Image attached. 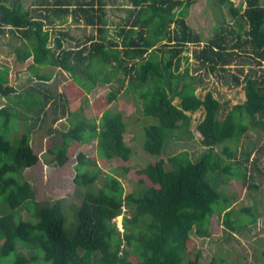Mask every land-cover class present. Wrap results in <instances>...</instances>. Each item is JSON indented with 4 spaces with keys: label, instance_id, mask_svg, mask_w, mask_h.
<instances>
[{
    "label": "trees",
    "instance_id": "16d2710c",
    "mask_svg": "<svg viewBox=\"0 0 264 264\" xmlns=\"http://www.w3.org/2000/svg\"><path fill=\"white\" fill-rule=\"evenodd\" d=\"M129 1L132 8L126 23L119 25L117 35L108 39L104 0H78L76 5L57 0V8L69 11L74 6L76 9L72 11L83 13L86 23L95 25L100 36L90 37L81 47L66 48L62 37L53 35L46 19L33 13L22 0H0V32L7 30L16 39L17 61L26 63L32 58L28 69L39 82L47 83L51 78L48 71L41 72L44 66L60 68L72 77L61 93H52L53 88L46 86L45 101L38 94H31L36 99H30L27 93L14 98L11 94L17 90L11 85V67L0 65V95L9 96L25 108L17 110L8 104L0 107V197L10 208L9 212L0 214V256L14 253L12 264H225L222 256L202 262L201 253L193 244L194 234L211 236V217L217 204L229 230L241 232L259 219V213L251 206L235 210L232 198L207 176L213 172L219 180L222 172L233 175L231 162H235L245 166L243 173L239 172V179L247 181L249 159L256 148L252 132L264 131V74L246 75L243 79L246 99L232 105L221 117L223 102L211 90L199 95L197 89L203 81L190 72L189 44L202 42L200 34L187 20L196 0ZM245 2L243 8L236 6L233 0L214 1L224 22L222 10L226 6L229 13L241 18L248 28L242 32L243 24L238 31L222 27L223 31L237 37L232 50L219 33L192 51V56L211 70H226L237 54L236 48L241 46L247 47L248 54L264 60V1ZM183 63L187 65L181 69ZM105 64L113 69L109 67L104 71L101 65ZM114 69L128 78L126 91L140 101L142 119L150 116L156 119L154 123L143 124V148L158 158L137 169L143 176L140 178L142 186L128 193L112 163L115 158L129 160L134 151L127 143L123 111L108 107L118 98L119 91L106 94V103L98 108L97 116L89 118L85 113L90 92L99 83L108 84L118 77ZM74 83L78 85L77 91L72 90L68 96ZM55 94L60 99L85 97L72 112L69 128L50 129V136L58 132L60 136H54L46 149L55 166H63L76 157L74 182L87 190L74 211L76 221L70 230L66 226L64 199L38 200L34 182L26 176V170L40 162L27 130L28 122L35 119L33 124L46 127L50 116L47 105L54 102ZM176 97L178 103L174 102ZM99 98L101 96L97 100ZM23 102L28 105L24 106ZM62 108L57 105L51 113L63 114L66 108ZM197 111L201 112L197 131L206 149L196 159L188 149L164 155L166 141L172 137L168 131L176 130L182 139L193 138L190 125ZM13 114L27 122L17 144L9 136ZM52 117L53 124L60 118ZM245 137L253 139V145L248 147ZM229 138L246 145L243 159L234 160L237 150L228 146L216 152L215 147ZM94 140L97 155L76 151ZM261 149L264 150V145ZM104 166L110 170L105 172L106 179L98 190L90 189L100 179ZM144 177L148 180L146 184H143ZM221 181L224 183V179ZM222 199L225 201L221 202ZM124 205L128 209L123 218L124 231H121L112 220L122 213ZM22 208L33 213L37 221L16 216ZM194 249L197 252L192 257L190 251Z\"/></svg>",
    "mask_w": 264,
    "mask_h": 264
},
{
    "label": "rangeland",
    "instance_id": "374dc122",
    "mask_svg": "<svg viewBox=\"0 0 264 264\" xmlns=\"http://www.w3.org/2000/svg\"><path fill=\"white\" fill-rule=\"evenodd\" d=\"M12 1L13 0H11V2ZM22 1L27 8L33 11V13L46 19V23L48 24L47 26L51 29L53 35L62 37L63 44L66 48L81 47L89 41L90 37H100L97 27L95 25L87 24L83 13L80 11H72L73 9H76L74 6L69 8L71 10L65 11L64 8H57V5H59L56 2L57 0ZM61 1L66 4L72 3V5H76L78 2V0ZM214 1L215 0H196L190 9L189 16L187 17L188 23L198 34H200L202 42L200 45L194 43L189 44V67L190 72L198 75L203 81L197 89L199 95L203 96L208 90H211L214 92V95L223 102L224 108L221 115V117H223L228 108L238 102H243L246 99V92L243 83L244 77L248 74H264V60L261 61L259 58L248 54L245 50L247 49L246 46L236 48L237 54L234 55L230 64L226 66V70L221 68L211 70L208 65L203 64L192 56L193 50L199 49L203 45L207 44L219 33L223 34L225 38V45L229 47V50H232L231 48L236 42L237 37L235 34L223 31L222 27L229 29L232 27L238 31L240 29V24H243L242 32L248 28V24L242 23L243 21L241 18H234L229 13L226 6H224L222 10L223 17L225 19L224 22L221 18V12L214 4ZM233 1L235 2V5L239 7L243 6L244 8L246 5L245 0ZM263 1L264 0H262V2ZM104 2L106 11L105 19L107 20L106 29H108L107 37L110 39L111 37L117 35L119 25H124L126 23L129 16L128 11L132 8V4L129 0H104ZM244 37H246V35H244ZM16 42V39L9 31L6 30L4 32H0V65H10L11 85H13L17 90L11 94L12 97L17 98L18 94L22 95L27 93L30 94V99H36V97L31 94H38V96L45 101L43 91L46 89V86L53 88V91H51L52 93H61V90L63 91L64 88L67 89L66 86L69 84L68 81L71 78V75L67 71L61 70L57 67H42L41 72L48 71L52 81L48 83L39 82L33 75L32 71L28 69V65L32 63V58L27 60L26 63H20L15 58L14 44H16ZM186 65L187 63H183L181 69H184ZM109 67L113 69L110 65H101V69L104 71ZM114 71L118 72L117 78L108 84L99 83L97 89L90 92L88 95L89 106L86 108L85 113L89 118L97 116L98 108L106 103V94L109 91H119L118 98L112 103H109L108 107L113 110L123 111L124 118L127 123V143L133 147L134 151L129 160L126 161L122 158H115L112 163L113 169L123 182L125 192L128 193L133 189L142 186L140 178H143V176L137 172V169L141 166H146L149 162L156 161V158H158L156 155L149 154L143 148V142L145 139L144 129L142 128L143 124L154 123L156 122V119L152 116L142 119L143 112L140 101H136L130 93L126 91L128 78L125 77L120 70L114 69ZM119 78L122 82H120ZM237 78L240 79L239 82L236 80ZM74 85L75 86H71V89H69L70 91L68 96H71L72 90L76 89L74 93L77 91L76 86L78 85L75 83ZM100 96L101 98L97 100ZM5 97L8 101L2 103L0 100V107L2 104H8L17 110L25 109H23L21 105H17L16 102L9 99V96ZM54 97V102L50 104L48 103L47 105L48 114L50 116L48 115L49 120L46 127H41L39 124H33L34 122L32 123V121L35 120L33 119L34 117H31L33 120L28 122L30 128L27 130H29L30 133L31 131H34V133L37 134V143L35 145L39 151L51 145L54 136H60L59 132L55 133L54 136L47 135L50 134L51 128L53 131H56L57 129H67L71 126L69 119L72 117V112L75 111L79 107L80 103L82 104L85 99V97L81 95L76 98L72 96V99L65 97L60 99L57 94H55ZM174 102L178 103L179 98L176 97ZM23 105L27 106L28 104L23 102ZM57 105H59L60 108L65 107L67 111L65 109L66 118H64L62 122H59V125L54 127L51 119L55 113H51V111ZM26 112L33 113V111L30 112L28 110ZM200 113V111L194 113V119L190 125V131L193 134V138L188 140L179 138V133H177L176 130L167 132L168 135L171 133L172 137H169L166 141L163 150L164 155H171L183 149H188L191 152L193 159H196L199 157L201 152L206 149V147L202 144L201 136L197 131V124L199 122L198 116ZM11 122L9 136L12 138L13 143L17 144L21 132L20 130H25L27 122H23L21 117L20 121H18V117H16L13 118ZM18 122L20 125L17 128ZM252 134L254 136V140L256 141V148L251 152L252 154L248 163L249 176L245 183L241 178L239 179V172L241 173L242 168H245V166L238 165L235 162H231L234 169L233 175L222 172L221 176H219L220 179L217 180L215 173L210 172L207 178L212 182V184L215 185L219 183L218 186L221 185L219 189L221 191L223 190L224 193L227 194V197L229 196L232 198V206L235 210H239L244 206H251L259 213V219L256 224L245 228L241 232L229 230L224 224L223 214L218 212L220 207L219 204H217V210L211 217V236L198 237L193 233V237L195 239L193 244H195L197 249H199L201 253L200 260L202 262H209L214 256H222L225 259V264H264V150L261 149V146L264 145V131H262L261 134L253 131ZM45 135L49 136L46 141L47 143L42 140L45 139ZM260 138L261 140L258 141ZM245 140H247L248 147L253 145V139H249V137L246 139L245 137ZM225 146L230 147L232 150H237L234 160L244 158L243 152L246 145L243 144L242 141H236L231 138L226 139L224 142L215 147L216 152H221ZM76 151L86 152L89 156L97 155V141L94 140L92 142L84 143L82 146L77 148ZM44 153L46 165L40 161L35 166L26 170V176L34 182V189H36V198L38 200H55L58 198L64 199L66 226L70 230L76 221L74 211L76 212L77 205L84 198L85 192H87L86 187H79L74 182L77 158L72 157L63 166H55L50 162L51 155L49 152L46 151ZM255 159H257L256 162L254 161ZM107 170L110 171L109 168L104 166L100 179L95 183V185L91 186L90 189L98 190V188L101 187L102 182L106 179L105 172ZM222 179H224V183H222ZM144 180L146 181H144L143 184H146L148 182L147 178L144 177ZM254 183L259 186H252ZM0 201L2 202L1 197ZM224 201V199L221 200V202ZM2 204L3 207L2 209L0 208V214L9 212L10 208L8 205L3 202ZM127 209V205H124L122 207L121 217H115L112 220L121 231H124L123 218L127 213ZM16 214V216H19L20 218L22 217L23 219L33 222L37 221L36 216L33 215V213L31 214L28 212L26 208H22L19 212L17 211ZM197 249L190 251V255L192 257L195 256ZM14 256V253L7 257L0 256V264H12Z\"/></svg>",
    "mask_w": 264,
    "mask_h": 264
},
{
    "label": "crops",
    "instance_id": "0c3cea01",
    "mask_svg": "<svg viewBox=\"0 0 264 264\" xmlns=\"http://www.w3.org/2000/svg\"><path fill=\"white\" fill-rule=\"evenodd\" d=\"M52 81V79L50 78V80H48L47 81V83L48 82H51ZM69 81H72V77L69 79ZM68 81V82H69ZM98 86V85H97ZM97 86H96V88H94L92 91H94L95 89H97ZM61 92H62V90H61ZM10 99V98H9ZM0 100H1V102L2 103H5V102H7L8 100L6 99V97L5 96H2L1 95V97H0ZM2 105H4V104H2ZM18 105V104H17ZM66 111H67V109H66ZM66 111H64V113L63 114H55V116H59L60 118L58 119V120H56L55 122H54V127L55 126H57V125H59L58 123L59 122H62V120H64V118H66ZM14 116V118H16L17 117V114H13ZM18 117H20V116H18ZM22 118V117H21ZM22 121L24 122V119L22 118ZM18 125H20V123L18 122ZM22 130H24V129H22ZM22 130H20L21 132H20V135L21 134H23V132L24 131H22ZM30 134V136H31V143H32V145H33V147H34V149H35V151H37V153L40 155V161L42 162V163H44L45 165H46V162H45V159H44V157H45V153L44 152H46V149H47V147H45L44 149H41L40 151L37 149V146L35 145L36 143H37V134L36 133H34V131H31V133H29ZM47 135H50V134H47ZM44 138L45 139H42L43 141H47V139L49 138V136H44ZM47 143V142H46ZM51 160H52V157H50V162H51ZM52 164H53V161L51 162ZM51 165V164H50Z\"/></svg>",
    "mask_w": 264,
    "mask_h": 264
},
{
    "label": "clouds",
    "instance_id": "9594fccd",
    "mask_svg": "<svg viewBox=\"0 0 264 264\" xmlns=\"http://www.w3.org/2000/svg\"><path fill=\"white\" fill-rule=\"evenodd\" d=\"M121 214H122V213H121ZM121 214H120V215H118L117 217L121 216Z\"/></svg>",
    "mask_w": 264,
    "mask_h": 264
},
{
    "label": "built area",
    "instance_id": "2783aa9c",
    "mask_svg": "<svg viewBox=\"0 0 264 264\" xmlns=\"http://www.w3.org/2000/svg\"><path fill=\"white\" fill-rule=\"evenodd\" d=\"M119 217H121V216H119Z\"/></svg>",
    "mask_w": 264,
    "mask_h": 264
}]
</instances>
